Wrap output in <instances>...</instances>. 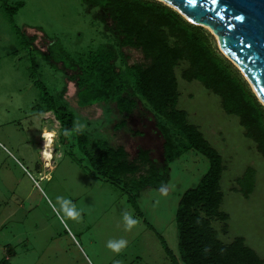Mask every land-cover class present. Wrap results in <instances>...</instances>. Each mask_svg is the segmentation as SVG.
<instances>
[{
    "label": "rangeland",
    "instance_id": "rangeland-1",
    "mask_svg": "<svg viewBox=\"0 0 264 264\" xmlns=\"http://www.w3.org/2000/svg\"><path fill=\"white\" fill-rule=\"evenodd\" d=\"M5 2L16 13L11 18L0 1V260L9 259L11 264H172L160 238L178 255V202L186 190L197 186L208 160L192 149L169 163L165 173L163 138L155 114L139 98L137 109L128 116L120 115L113 104L85 108L76 104L77 73L48 58L49 46L63 48L79 67L88 68L100 45L116 42L112 20L102 9L81 0ZM23 36L31 45L23 43ZM121 51L128 64H147L140 50ZM117 67L123 68L120 59ZM181 71V67L175 69L177 106L223 159L220 211L228 219L213 220L211 225L224 244L241 237L264 260V159L244 135L238 117L225 113L220 98L200 82L184 80ZM33 77L68 104L76 115L77 129L90 138L123 146L130 159L141 148L150 150L164 180L142 191L138 211L119 186L93 178L72 159L69 143H60L59 122L39 101ZM121 121L126 126L117 129ZM249 167L255 170V187L244 198L234 188ZM161 185L167 187L166 194L159 192ZM57 196L72 201L80 211L78 221L64 217ZM124 212L138 221L131 230H125ZM119 239L127 241L119 253L106 247L107 241Z\"/></svg>",
    "mask_w": 264,
    "mask_h": 264
},
{
    "label": "trees",
    "instance_id": "trees-1",
    "mask_svg": "<svg viewBox=\"0 0 264 264\" xmlns=\"http://www.w3.org/2000/svg\"><path fill=\"white\" fill-rule=\"evenodd\" d=\"M0 1L12 18L16 8L5 0ZM81 1L88 7L102 9L112 20L116 42L100 45L88 68L79 67L63 48L57 50L52 47L53 43L49 46L48 58L77 73L76 104L81 108L113 104L120 115L128 116L137 109L139 98L155 114L156 126L163 138L165 173L169 163L192 149L208 160V169L197 186L186 190L178 202L175 214L178 255L160 238L171 263L264 264L243 238L224 244L211 225L213 220L228 219V215L220 211L223 159L199 128L189 123L187 112L178 108L175 69L181 67L184 80L198 81L220 98L224 112L238 117L244 135L256 144L264 159V106L248 82L221 53L209 31L189 23L159 1ZM22 40L31 45L25 36ZM126 47L140 50L147 64H128L121 51ZM118 59L123 62L122 69L117 67ZM33 83L39 89V101L59 122L60 143H69L72 159L87 168L93 178L119 186L128 203L138 211L142 191L158 187L164 180L150 150L141 148L136 157L130 159L123 146L114 147L107 140L90 138L88 133L77 129L76 115L66 102L50 94L35 77ZM125 126L126 121H121L117 129ZM72 149L79 154L78 158ZM236 184L238 187L234 190L249 198L255 187V170L247 168ZM0 264L11 263L3 258Z\"/></svg>",
    "mask_w": 264,
    "mask_h": 264
},
{
    "label": "water",
    "instance_id": "water-1",
    "mask_svg": "<svg viewBox=\"0 0 264 264\" xmlns=\"http://www.w3.org/2000/svg\"><path fill=\"white\" fill-rule=\"evenodd\" d=\"M207 29L264 106V0H156Z\"/></svg>",
    "mask_w": 264,
    "mask_h": 264
},
{
    "label": "clouds",
    "instance_id": "clouds-1",
    "mask_svg": "<svg viewBox=\"0 0 264 264\" xmlns=\"http://www.w3.org/2000/svg\"><path fill=\"white\" fill-rule=\"evenodd\" d=\"M167 190V187L164 185H161L159 188V192L161 194H166ZM56 202L59 204V211L63 213L64 217L70 218L74 221L79 220L80 211L76 209L75 205L72 203L71 200L65 197L57 196ZM122 220L124 222L125 230H131L138 223L137 219H135L128 212H124L122 214ZM126 245L127 241L124 239L109 240L106 243V247L114 253H119L123 248L126 247ZM114 264H119V262L116 261L114 262Z\"/></svg>",
    "mask_w": 264,
    "mask_h": 264
}]
</instances>
